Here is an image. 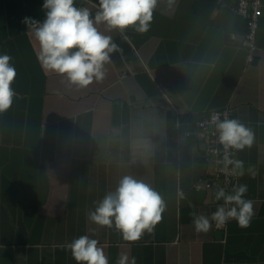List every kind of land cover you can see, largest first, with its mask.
Segmentation results:
<instances>
[{
  "label": "crops",
  "instance_id": "0c3cea01",
  "mask_svg": "<svg viewBox=\"0 0 264 264\" xmlns=\"http://www.w3.org/2000/svg\"><path fill=\"white\" fill-rule=\"evenodd\" d=\"M262 2L253 63L239 0H158L147 32L98 26L120 51L102 81L80 88L37 60L25 18L42 22L44 0H0V54L17 72L0 112V264H78L67 244L81 235L99 241L109 264L121 254L136 264H264ZM75 3L95 13L98 0ZM225 108L254 133L237 159L255 215L247 228L231 220L197 233L190 213L210 218L223 201L196 187L210 166L196 123ZM126 175L166 204L154 233L135 243L87 218Z\"/></svg>",
  "mask_w": 264,
  "mask_h": 264
},
{
  "label": "clouds",
  "instance_id": "9594fccd",
  "mask_svg": "<svg viewBox=\"0 0 264 264\" xmlns=\"http://www.w3.org/2000/svg\"><path fill=\"white\" fill-rule=\"evenodd\" d=\"M157 3L158 0H98L97 10L93 13L88 8L77 7L75 0H44L45 19L40 22L25 18V22L39 42L37 60L42 68L65 76L70 84L84 88L94 80L100 82L105 78V65L120 51L112 37L99 31L98 26L105 25L109 32L118 29L124 33L129 26L137 32H147ZM11 60L9 54H0V112L10 108L15 95L11 84L17 72ZM214 120L219 142L225 150L221 171L226 176L243 177L244 161L232 158L231 154L233 150L240 152L252 147L253 131L235 118L224 116L221 119L218 114ZM247 172L253 178L257 175L252 166ZM247 192V184L234 186L230 192L218 187L215 199L222 200L223 204L218 205L210 218L190 213L194 230L207 233L213 222L216 228H221L231 220H235L240 228L249 227L255 212L253 201L245 198ZM94 204V210L88 212L87 218L101 227L114 228L129 243L139 241L145 233H154L166 211L160 194L130 175L122 177L114 192L106 193ZM98 244L97 239L81 235L67 244V249L78 264H109L108 256ZM117 264H136V259L130 260L127 254H121Z\"/></svg>",
  "mask_w": 264,
  "mask_h": 264
},
{
  "label": "built area",
  "instance_id": "2783aa9c",
  "mask_svg": "<svg viewBox=\"0 0 264 264\" xmlns=\"http://www.w3.org/2000/svg\"><path fill=\"white\" fill-rule=\"evenodd\" d=\"M262 0H239L236 11L247 20V30L245 33V40L247 41V62L253 63L255 61L256 51L258 49V30L260 27V20L262 17ZM219 114L220 118L224 116L232 119L231 112L228 108L223 110L212 111L208 116L199 119L196 123L197 129L195 135L204 142V158L210 162L209 169L205 176L199 179L196 187L207 188L216 191L218 187H224L226 191L230 192L234 186L239 185V178L226 176L222 171L223 157L225 150L220 144L218 136L219 133L216 131L214 117ZM191 135L187 133V135ZM194 134V133H193ZM232 158L237 159V152L233 150ZM228 224V223H227ZM227 224L221 228L226 229Z\"/></svg>",
  "mask_w": 264,
  "mask_h": 264
}]
</instances>
